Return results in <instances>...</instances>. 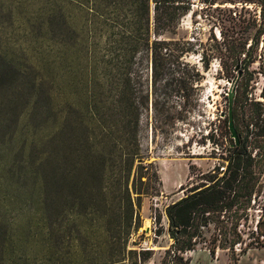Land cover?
<instances>
[{
	"label": "rangeland",
	"instance_id": "1",
	"mask_svg": "<svg viewBox=\"0 0 264 264\" xmlns=\"http://www.w3.org/2000/svg\"><path fill=\"white\" fill-rule=\"evenodd\" d=\"M263 2L192 0L178 28L161 36L193 44L187 59L199 74L187 78L198 88L165 131L152 129L150 111L142 117L146 162L162 182L137 183L144 194L129 227L121 220L128 141L110 130L118 86L106 62L110 29L128 10L106 0L96 9L91 0H0V264H109L129 250L149 256L141 264H169L168 206L229 164L228 92L240 70L234 118L254 159V193L219 211L182 254L189 264H264ZM133 74L150 79L139 65Z\"/></svg>",
	"mask_w": 264,
	"mask_h": 264
},
{
	"label": "trees",
	"instance_id": "2",
	"mask_svg": "<svg viewBox=\"0 0 264 264\" xmlns=\"http://www.w3.org/2000/svg\"><path fill=\"white\" fill-rule=\"evenodd\" d=\"M102 1L104 0H91L95 9L101 6ZM106 1L128 10L127 22H115L119 27L110 29L109 55L106 62L111 75L114 73L112 79L116 80L118 86L114 102L116 117L111 122L110 130L120 133V137H126L128 141L124 145L125 154L122 159V171L126 179L125 214L122 219H118L127 222L131 227L134 213L138 212L136 206H141V197L144 194L137 188V183L149 186L153 180L162 182L155 163L146 162L147 156L141 140L142 117L146 111H150L153 117L152 129L165 131V123L183 118L189 112L187 97L192 90L198 88L194 81L199 79L187 78V75L199 74L197 67L187 59L190 52H195L193 44L186 40L161 37L165 32L178 28L183 15L191 9L192 0ZM245 51L243 49V53ZM206 57L202 55L201 60L204 68L208 70L210 61ZM138 65L150 73V79H144L139 74L134 77L133 73ZM167 75L171 77L166 80ZM162 81H165L163 88L158 86ZM147 82H151V88L147 86ZM172 94L179 95L186 101L183 104L171 102ZM243 143L240 138V144L234 147L226 172L222 176H219L216 167L214 171L204 174L206 183L193 186L187 196L168 206L169 233L175 239L168 250L169 264H189L190 260L185 259L182 253L194 249V238L200 235L201 228L214 223L219 211L231 209L240 198H251L253 195L256 181H253L255 177L251 166L254 159L247 153ZM131 181L133 192L129 189ZM132 193L137 195L136 198H133ZM137 216L139 217L138 214ZM109 222L112 225L115 220L110 219L107 223ZM138 228V225L134 226V229ZM129 233L126 231L122 238L126 248ZM185 235L187 238L182 240ZM210 250L215 254L214 248ZM135 253L136 250H129L109 264H125L126 261L128 264H141L149 258H135Z\"/></svg>",
	"mask_w": 264,
	"mask_h": 264
},
{
	"label": "water",
	"instance_id": "3",
	"mask_svg": "<svg viewBox=\"0 0 264 264\" xmlns=\"http://www.w3.org/2000/svg\"><path fill=\"white\" fill-rule=\"evenodd\" d=\"M240 64L238 63L236 66V69H239ZM242 74V71H239L238 77L233 81L232 86L228 92V120H229V129L231 131V137L235 140V142L232 144V147L238 146L240 144V138L241 134L238 132V129L235 125V120H234V99H235V94H236V86L238 83V80ZM226 114L222 113V117H225Z\"/></svg>",
	"mask_w": 264,
	"mask_h": 264
},
{
	"label": "crops",
	"instance_id": "4",
	"mask_svg": "<svg viewBox=\"0 0 264 264\" xmlns=\"http://www.w3.org/2000/svg\"><path fill=\"white\" fill-rule=\"evenodd\" d=\"M180 185H182L181 182L177 184V186H180ZM162 192H164V193H170V192H165L164 190Z\"/></svg>",
	"mask_w": 264,
	"mask_h": 264
},
{
	"label": "built area",
	"instance_id": "5",
	"mask_svg": "<svg viewBox=\"0 0 264 264\" xmlns=\"http://www.w3.org/2000/svg\"><path fill=\"white\" fill-rule=\"evenodd\" d=\"M260 222V218H258V220H257V224Z\"/></svg>",
	"mask_w": 264,
	"mask_h": 264
}]
</instances>
